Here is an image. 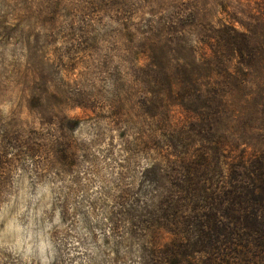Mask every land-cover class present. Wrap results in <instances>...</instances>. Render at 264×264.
Returning a JSON list of instances; mask_svg holds the SVG:
<instances>
[{"label":"rangeland","instance_id":"374dc122","mask_svg":"<svg viewBox=\"0 0 264 264\" xmlns=\"http://www.w3.org/2000/svg\"><path fill=\"white\" fill-rule=\"evenodd\" d=\"M263 226L264 0H0V264H264Z\"/></svg>","mask_w":264,"mask_h":264},{"label":"trees","instance_id":"16d2710c","mask_svg":"<svg viewBox=\"0 0 264 264\" xmlns=\"http://www.w3.org/2000/svg\"><path fill=\"white\" fill-rule=\"evenodd\" d=\"M190 191V190H189ZM218 223L220 222V220L219 221H217ZM215 226H217V224L215 225ZM218 227V226H217ZM264 227V226H263ZM261 237L263 238V235H261Z\"/></svg>","mask_w":264,"mask_h":264}]
</instances>
